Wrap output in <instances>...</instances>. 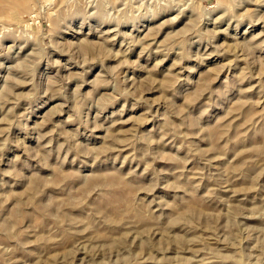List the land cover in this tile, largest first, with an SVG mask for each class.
<instances>
[{
    "label": "rangeland",
    "instance_id": "obj_1",
    "mask_svg": "<svg viewBox=\"0 0 264 264\" xmlns=\"http://www.w3.org/2000/svg\"><path fill=\"white\" fill-rule=\"evenodd\" d=\"M0 264H264V0H0Z\"/></svg>",
    "mask_w": 264,
    "mask_h": 264
}]
</instances>
